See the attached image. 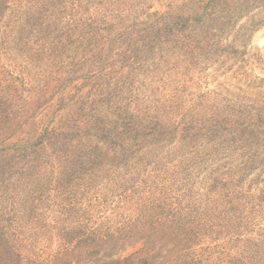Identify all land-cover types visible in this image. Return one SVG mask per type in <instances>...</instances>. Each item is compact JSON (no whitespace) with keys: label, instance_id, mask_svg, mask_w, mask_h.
I'll return each mask as SVG.
<instances>
[{"label":"trees","instance_id":"trees-1","mask_svg":"<svg viewBox=\"0 0 264 264\" xmlns=\"http://www.w3.org/2000/svg\"><path fill=\"white\" fill-rule=\"evenodd\" d=\"M159 1L0 0L1 57L75 92L43 128L0 65V264H264V0Z\"/></svg>","mask_w":264,"mask_h":264},{"label":"rangeland","instance_id":"rangeland-1","mask_svg":"<svg viewBox=\"0 0 264 264\" xmlns=\"http://www.w3.org/2000/svg\"><path fill=\"white\" fill-rule=\"evenodd\" d=\"M161 1H163L162 5H165V6L172 5V6H170V7H172V10L177 8V7L183 6L184 4H186L188 2L189 3L191 2V0H160L159 2H153L155 5V9L157 8L158 4ZM257 10H259V9H257ZM162 11L164 13H166V12H170L171 9L162 8ZM255 12L258 13V11H255ZM220 14L222 15L223 20H225L224 18L227 16V12H221ZM13 15H14V10H13V8H11L10 11L8 12V15H7L8 18L4 19V22H2V23L0 22V65H5L4 70L6 73L3 78L6 80L8 73H11V72L14 73V76L17 78L18 83L14 82L11 79H8L7 81L9 84H12L14 87H16L17 92L14 95H11L10 97H12L13 104L17 107H20V110L18 109L17 112L20 113L23 110L28 111V112H34L33 122L36 120L39 122V124H38L39 126L41 125V126H43V128H45L50 123V120L51 121L55 120V118H51L52 113L58 114L60 112V110L56 109V106L58 105L57 99L59 97H61L62 95L66 96V97H68V96L72 97L75 92H73V91L67 92V90H65V88L60 84L61 82L55 83L56 82L55 81L54 83H52L50 81L51 79L48 81L46 79V81L48 83L46 89L38 90L37 92L36 91L32 92L31 95H29V96L27 95L28 92H25L26 94L23 97H27V100H26L27 102L23 101V100H25V98H23V97L21 98L20 95H17L19 92H21V89H26V90L37 89V88H39V86L43 85L46 81H44V83H41V81H42L41 77L42 76H34V77L31 76L30 78H27L25 73L21 72L22 67H23V66H20L21 61H17V62L16 61H10V62H8L4 57H1V55L4 52H11L12 51L11 49H9V46L7 48L6 45H1V44H3L5 42V36L3 38V33L5 32L4 28H6L8 30L10 29L11 21L9 20V18H10V16H13ZM224 15H226V16H224ZM82 18H83V20H86L89 17L87 14H85L82 16ZM8 22H9V24H8ZM243 22H244V19L242 20V23ZM79 23L80 22H78L77 24H79ZM103 49L105 51H107L108 48L106 46H104ZM248 52H249L248 56L249 57L253 56L252 59L254 61H264V26L261 27V29L258 32H256L255 35L253 36L251 44L248 48ZM105 54L108 58H110V60H112V56L114 54L113 52H109V53L106 52ZM115 58H116V56L113 57V59H115ZM248 63L250 64L249 60H248ZM247 66H248L249 70L251 69L255 73H258V74L261 73L260 70H257V69L255 70V68L252 67L251 64L247 65ZM260 66L264 67L263 65H260ZM118 69H119V67L116 66L114 68V72L116 73L118 71ZM111 72H112L111 68L108 67L105 69V75H103L105 77V79H104L105 83H107V81H108V76L112 80L111 76L113 73L111 74ZM207 73L208 74H204V79L202 80V87L205 90L206 89H214L216 84H217V83H215V75L212 73V71H208ZM208 75H210V76L208 77ZM260 75H262V74H260ZM20 77L25 80L24 83H27L26 88H23V83H20V85H19V80H20L19 78ZM27 80L31 81L32 83L28 82ZM218 81H225L226 86L237 85L238 87H240L242 89H247V87H248V84H246L245 79H243L242 81L233 80V79H231L230 74H227L223 78H221V77L218 78ZM11 82H13L14 84ZM15 84H17V85H15ZM64 86L67 87V85H64ZM155 87H156V85H152L151 89H149V92L152 91L154 93L155 97L158 98L159 92L155 89ZM0 89L3 92V94H5V92L8 91V89H6V87H4V85L2 87H0ZM149 92L147 93V95L150 94ZM14 97L17 100L14 99ZM93 100H98V99H93ZM55 104H56V106H55ZM20 117L22 118V120H25L24 116L22 115V112L18 118H20ZM51 124L52 125L56 124V122H53V123L51 122ZM29 127H30V130H29ZM31 127H32L31 125L27 124V126L25 128L26 134H29V133L31 134V132H30ZM76 127L80 128L77 125H76ZM0 131L2 133H6L8 130L7 129H3V130L0 129ZM30 134L29 135L23 134L22 137L26 136V137H29L31 140L34 141L35 137L33 135H30ZM26 139H28V138H26ZM49 151H51V150L49 149ZM44 173H45V171H44ZM56 176H57V172L54 173V179L56 178ZM46 178L48 179V177L45 174V179ZM137 242H139V243H137ZM137 242L134 244H131V245H126L124 248L120 249L119 253L117 254V257L122 259L124 257L130 256L131 254H133L136 251H138L139 249H141L142 242H144V240L139 239V240H137ZM105 264H107V263H105Z\"/></svg>","mask_w":264,"mask_h":264}]
</instances>
